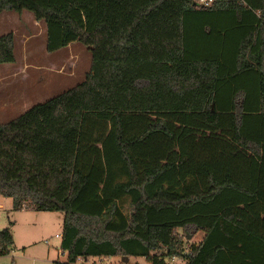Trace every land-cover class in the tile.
Returning a JSON list of instances; mask_svg holds the SVG:
<instances>
[{"label": "trees", "instance_id": "trees-1", "mask_svg": "<svg viewBox=\"0 0 264 264\" xmlns=\"http://www.w3.org/2000/svg\"><path fill=\"white\" fill-rule=\"evenodd\" d=\"M200 1L0 0L49 50L90 52L83 81L0 124V197L63 214L54 264H264V0ZM13 49L0 36V64Z\"/></svg>", "mask_w": 264, "mask_h": 264}, {"label": "rangeland", "instance_id": "rangeland-1", "mask_svg": "<svg viewBox=\"0 0 264 264\" xmlns=\"http://www.w3.org/2000/svg\"><path fill=\"white\" fill-rule=\"evenodd\" d=\"M9 33L13 35L15 61L0 64V124L76 86L83 81L90 66V52L77 41L49 50L53 41H49L45 24L36 21L27 11L0 13V36ZM0 205V230L9 228L13 237L12 251L0 257V264L67 261V254L59 248L62 213L14 211L11 200L6 197H0ZM121 208L127 215L128 202ZM188 239L198 243L200 235ZM105 264L124 263L122 258L113 257ZM127 264L147 263L143 258H131ZM171 264L181 263L175 260Z\"/></svg>", "mask_w": 264, "mask_h": 264}, {"label": "built area", "instance_id": "built-area-1", "mask_svg": "<svg viewBox=\"0 0 264 264\" xmlns=\"http://www.w3.org/2000/svg\"><path fill=\"white\" fill-rule=\"evenodd\" d=\"M212 0H201L200 4L202 5H208L211 3ZM61 237V236H60ZM189 245V244H188ZM188 245H186V251H188ZM111 258L113 257H95V258H91V259H83V258H79L77 260V262L75 264H88V262L90 261L92 264H105V262H108ZM175 260H173L174 262Z\"/></svg>", "mask_w": 264, "mask_h": 264}, {"label": "water", "instance_id": "water-1", "mask_svg": "<svg viewBox=\"0 0 264 264\" xmlns=\"http://www.w3.org/2000/svg\"><path fill=\"white\" fill-rule=\"evenodd\" d=\"M122 262L124 263V264H127V262H128V258L126 257V258H122Z\"/></svg>", "mask_w": 264, "mask_h": 264}, {"label": "crops", "instance_id": "crops-1", "mask_svg": "<svg viewBox=\"0 0 264 264\" xmlns=\"http://www.w3.org/2000/svg\"><path fill=\"white\" fill-rule=\"evenodd\" d=\"M0 207H1V205H0ZM23 211V210H22ZM8 256V255H7Z\"/></svg>", "mask_w": 264, "mask_h": 264}, {"label": "bare ground", "instance_id": "bare-ground-1", "mask_svg": "<svg viewBox=\"0 0 264 264\" xmlns=\"http://www.w3.org/2000/svg\"><path fill=\"white\" fill-rule=\"evenodd\" d=\"M171 264V263H170Z\"/></svg>", "mask_w": 264, "mask_h": 264}]
</instances>
